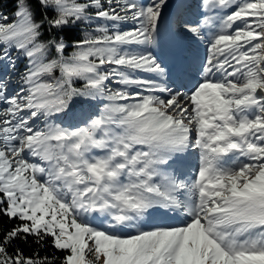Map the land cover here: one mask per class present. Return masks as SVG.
Returning <instances> with one entry per match:
<instances>
[{
  "label": "snow or ice",
  "instance_id": "obj_1",
  "mask_svg": "<svg viewBox=\"0 0 264 264\" xmlns=\"http://www.w3.org/2000/svg\"><path fill=\"white\" fill-rule=\"evenodd\" d=\"M0 264H264V0H0Z\"/></svg>",
  "mask_w": 264,
  "mask_h": 264
},
{
  "label": "trees",
  "instance_id": "obj_2",
  "mask_svg": "<svg viewBox=\"0 0 264 264\" xmlns=\"http://www.w3.org/2000/svg\"><path fill=\"white\" fill-rule=\"evenodd\" d=\"M12 9H13V4L11 2H5L3 10L5 12H9L10 13L12 11ZM45 36H47V33H45ZM77 113H78V109L74 110V114L72 116L65 118V120H67V122H66L67 125L70 124V123H75V120L78 119ZM21 247L24 248V251H25L26 254L32 252L35 249V245H32L31 243H30V246L21 244ZM48 251L50 252V250H48ZM40 254L44 255V252L41 251Z\"/></svg>",
  "mask_w": 264,
  "mask_h": 264
},
{
  "label": "rangeland",
  "instance_id": "obj_3",
  "mask_svg": "<svg viewBox=\"0 0 264 264\" xmlns=\"http://www.w3.org/2000/svg\"><path fill=\"white\" fill-rule=\"evenodd\" d=\"M194 3H195V0H194ZM195 13H196V9L195 7H193L191 10H190V15H192L193 17L195 16ZM67 120H65V126H67ZM76 122V120H75Z\"/></svg>",
  "mask_w": 264,
  "mask_h": 264
}]
</instances>
